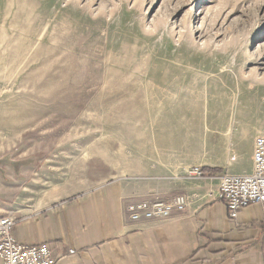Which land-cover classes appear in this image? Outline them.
<instances>
[{"label":"rangeland","instance_id":"374dc122","mask_svg":"<svg viewBox=\"0 0 264 264\" xmlns=\"http://www.w3.org/2000/svg\"><path fill=\"white\" fill-rule=\"evenodd\" d=\"M263 133L264 0H0V216L242 172Z\"/></svg>","mask_w":264,"mask_h":264},{"label":"crops","instance_id":"0c3cea01","mask_svg":"<svg viewBox=\"0 0 264 264\" xmlns=\"http://www.w3.org/2000/svg\"><path fill=\"white\" fill-rule=\"evenodd\" d=\"M252 168L253 155L244 171L233 173ZM224 173L197 177L187 171L167 190L112 180L6 212L17 218V239L49 242L57 264H264V203L230 219L220 197ZM168 192L188 195L189 206L162 220L132 219L129 204Z\"/></svg>","mask_w":264,"mask_h":264},{"label":"built area","instance_id":"2783aa9c","mask_svg":"<svg viewBox=\"0 0 264 264\" xmlns=\"http://www.w3.org/2000/svg\"><path fill=\"white\" fill-rule=\"evenodd\" d=\"M190 173L202 177L204 172L196 166ZM220 197L228 209L232 220L239 217L243 208L264 203V133L255 138L253 148V168L248 173L225 172L220 183ZM190 204L188 195L179 193L168 198L154 197L129 204L134 220L166 219L174 211H182ZM17 218L12 215L0 216V264H57L49 242L25 244L14 234ZM75 249H70L74 254Z\"/></svg>","mask_w":264,"mask_h":264},{"label":"trees","instance_id":"16d2710c","mask_svg":"<svg viewBox=\"0 0 264 264\" xmlns=\"http://www.w3.org/2000/svg\"><path fill=\"white\" fill-rule=\"evenodd\" d=\"M217 171H218L217 169H212L210 167H206L203 169V172H206V173L211 174V175L216 173Z\"/></svg>","mask_w":264,"mask_h":264}]
</instances>
